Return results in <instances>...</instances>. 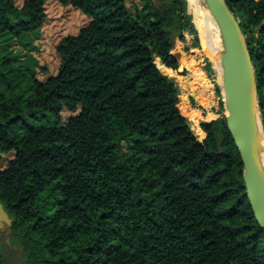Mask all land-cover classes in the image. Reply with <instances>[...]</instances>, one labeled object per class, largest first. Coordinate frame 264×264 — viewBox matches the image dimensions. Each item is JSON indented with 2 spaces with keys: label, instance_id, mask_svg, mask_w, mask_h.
<instances>
[{
  "label": "trees",
  "instance_id": "1",
  "mask_svg": "<svg viewBox=\"0 0 264 264\" xmlns=\"http://www.w3.org/2000/svg\"><path fill=\"white\" fill-rule=\"evenodd\" d=\"M46 1L0 0V39L40 33ZM63 1L89 20L58 42L55 74L0 62V161L13 153L0 202L20 264H264L224 114L200 121V140L162 69L178 70L185 33L199 46L187 1ZM226 2L246 35L264 133V0ZM63 108L78 111L62 123Z\"/></svg>",
  "mask_w": 264,
  "mask_h": 264
},
{
  "label": "rangeland",
  "instance_id": "2",
  "mask_svg": "<svg viewBox=\"0 0 264 264\" xmlns=\"http://www.w3.org/2000/svg\"><path fill=\"white\" fill-rule=\"evenodd\" d=\"M22 1L16 0V4L20 5ZM125 1L126 5L130 7L138 0ZM45 13L46 18L41 26L40 33L38 31L29 32L23 34L21 37L5 35L0 39V62L3 59L9 58L19 68L30 67L38 72L40 80L55 74L58 69L60 58L56 51V46L60 39L67 34L77 33L80 27L89 20L87 16L63 0H47L45 3ZM190 16L192 18V15ZM184 36L185 40L182 42H178L177 39L175 40L173 48V51L178 55V70L172 72L164 68L162 69L177 85L180 107L187 117L192 130L202 140L205 134L202 129L199 132L196 128L200 126V121H211L225 111L223 101L222 106L219 105L220 100H222L221 83H219V73L215 68L214 60L205 54L198 32V47L193 45V35L185 33ZM207 62H210V72L206 70ZM22 86L25 89V96H29L32 90L31 87L26 86V84ZM217 86L220 88L221 97L217 96L215 92ZM208 88L211 89L210 98L212 97V99L209 98L208 101L210 103L208 102L209 104L204 106L201 104V95L204 89ZM77 111L63 108L61 110L60 121L62 123L66 122L68 117L76 114ZM55 119L53 116L41 117L37 123L43 125L51 124ZM12 154L6 153L2 155L0 161L2 168L6 167L8 160L12 158ZM9 233L8 227L1 230L0 248L3 251L7 250L4 246V240L8 238ZM6 254L9 257L8 264H20L18 247L16 250L11 249V253L7 250Z\"/></svg>",
  "mask_w": 264,
  "mask_h": 264
},
{
  "label": "water",
  "instance_id": "3",
  "mask_svg": "<svg viewBox=\"0 0 264 264\" xmlns=\"http://www.w3.org/2000/svg\"><path fill=\"white\" fill-rule=\"evenodd\" d=\"M203 1L209 15L217 23L225 48L220 57V87L225 109L223 114L240 155L242 176L250 207L264 231V172L258 158L259 136L264 137V133L254 65L246 35L226 0ZM11 224L12 218L0 202V233ZM6 243L12 250L17 249V246L10 244L9 238H6Z\"/></svg>",
  "mask_w": 264,
  "mask_h": 264
},
{
  "label": "bare ground",
  "instance_id": "4",
  "mask_svg": "<svg viewBox=\"0 0 264 264\" xmlns=\"http://www.w3.org/2000/svg\"><path fill=\"white\" fill-rule=\"evenodd\" d=\"M186 1L188 5L187 6L188 13L192 15V21L200 37L202 48L206 55H208L210 58H213L215 68L219 73V81H220L219 83H221L220 57H221V54L225 52V48L223 45L222 36L220 34L217 23L213 19V17L209 15L208 10L206 9V5L204 4L203 0H186ZM196 78L198 77L196 76ZM210 93H211L210 88L204 89L201 95L202 105L205 106L210 103L208 101L210 98ZM210 99H212V97ZM196 128L200 132L201 129L199 127H196ZM258 158H259L261 168L264 172V137L262 135L259 136Z\"/></svg>",
  "mask_w": 264,
  "mask_h": 264
}]
</instances>
